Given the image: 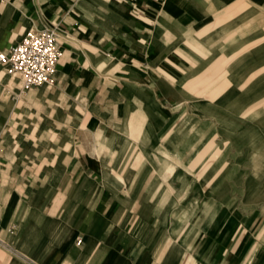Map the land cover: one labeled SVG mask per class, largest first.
Instances as JSON below:
<instances>
[{
	"label": "crops",
	"instance_id": "crops-1",
	"mask_svg": "<svg viewBox=\"0 0 264 264\" xmlns=\"http://www.w3.org/2000/svg\"><path fill=\"white\" fill-rule=\"evenodd\" d=\"M44 28L53 86L0 67V264H264V0L0 4V52Z\"/></svg>",
	"mask_w": 264,
	"mask_h": 264
},
{
	"label": "built area",
	"instance_id": "built-area-1",
	"mask_svg": "<svg viewBox=\"0 0 264 264\" xmlns=\"http://www.w3.org/2000/svg\"><path fill=\"white\" fill-rule=\"evenodd\" d=\"M8 1L0 0V4ZM61 57L56 30L44 28L29 31L8 51L0 52V67L7 76L19 79L24 92L44 85L53 86Z\"/></svg>",
	"mask_w": 264,
	"mask_h": 264
}]
</instances>
